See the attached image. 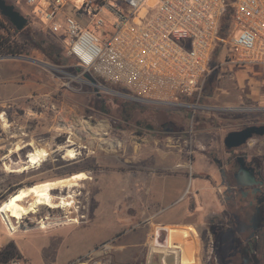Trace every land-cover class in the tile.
I'll return each mask as SVG.
<instances>
[{
  "label": "rangeland",
  "instance_id": "rangeland-1",
  "mask_svg": "<svg viewBox=\"0 0 264 264\" xmlns=\"http://www.w3.org/2000/svg\"><path fill=\"white\" fill-rule=\"evenodd\" d=\"M7 1L22 13L29 12L23 0ZM23 31L18 40L38 33L60 56H49L34 45L29 54L21 55L43 64L0 54V205L36 183L81 172L87 178L80 180L82 188L75 187L72 213L42 207L16 223L13 232L0 214L1 264L13 256L21 257L24 264H81L91 257L112 264H146L149 249L145 244L115 246L132 239L143 241L148 225L142 220L160 212L150 179L180 173L188 176L182 198L189 201L188 214L193 215L189 218L203 230L195 226L183 231L188 227L179 226L181 231L173 233L183 238L173 240L169 248L203 246L211 252L204 254L207 264H244L246 252L251 255L248 264H264L256 247L246 248L250 234L233 232L230 239L224 233L212 235L210 219L224 212L220 177L218 172L210 177L192 168L199 152L209 155L223 150L219 139L228 131L264 122V66H232L222 63V53L217 54L202 89L186 99V105H160L114 94L107 88L118 90L99 78L95 91L57 36L33 21ZM70 137L75 141L74 159L66 156ZM244 147L264 163V137H253ZM35 148L47 149V159L17 171L28 165L29 152ZM143 177L149 178L147 186L140 184ZM195 177L210 180L208 186L215 188L193 186ZM60 192L54 191L57 200ZM69 214L80 222L48 228L38 224ZM234 250L237 255L231 257L228 252Z\"/></svg>",
  "mask_w": 264,
  "mask_h": 264
},
{
  "label": "built area",
  "instance_id": "built-area-1",
  "mask_svg": "<svg viewBox=\"0 0 264 264\" xmlns=\"http://www.w3.org/2000/svg\"><path fill=\"white\" fill-rule=\"evenodd\" d=\"M23 1V14L57 36L78 69L144 102L186 105L220 53L232 66H264V0ZM152 247L176 250L150 244L146 264Z\"/></svg>",
  "mask_w": 264,
  "mask_h": 264
},
{
  "label": "flooded vegetation",
  "instance_id": "flooded-vegetation-1",
  "mask_svg": "<svg viewBox=\"0 0 264 264\" xmlns=\"http://www.w3.org/2000/svg\"><path fill=\"white\" fill-rule=\"evenodd\" d=\"M254 124L261 125L264 122L249 123L234 130ZM227 133L219 139L223 150L209 153L214 165L218 168L220 186L223 188L220 199L223 198L224 210V212L217 213L215 218L210 219L213 222L212 235L217 237L219 234L229 232L250 234L251 241L246 242V248L256 247L258 250L256 252L261 253L264 258V251L262 252L264 247L263 159L259 160L258 154L250 153L245 149L244 146L250 139L240 147L227 148L224 143ZM253 137L262 138L264 135ZM216 220L218 221L215 222ZM203 228H207V225ZM242 257L244 264L251 262V255L247 252Z\"/></svg>",
  "mask_w": 264,
  "mask_h": 264
},
{
  "label": "crops",
  "instance_id": "crops-1",
  "mask_svg": "<svg viewBox=\"0 0 264 264\" xmlns=\"http://www.w3.org/2000/svg\"><path fill=\"white\" fill-rule=\"evenodd\" d=\"M199 153L200 154L198 158L194 159L192 168H195V171L198 173H206L214 177L218 172V168L214 165L212 158L207 153ZM198 161L200 163L196 164V162ZM184 164H187V162H185ZM148 180V177H143L142 181L140 180V184H145V186H147V183L149 182ZM207 180L208 179L206 178L201 179L199 177H195V179H192L191 183L195 187L204 185L208 189H210L211 187L215 188L212 185L208 186V184H210V180ZM188 182V176L186 173H180L177 175L167 174L151 178L150 183L152 189L155 192V201L161 206L160 212L156 215H153L152 217H148L145 220H142V224L146 223L148 225V230L147 233L144 234L143 241L132 239L130 243L116 244L117 246L115 247L120 248L125 246H139L145 244L149 249L150 240L151 243L157 242V244L161 246L168 247L169 243H171L173 240L174 242H181L183 238L181 237V234H175L173 233V231L177 230L178 232H180L181 229H177L179 226L188 227L187 229L183 228V231H190V228L194 229L196 226L195 220L189 218L193 216L192 214H188L189 201L187 198H182ZM197 228H199V225L196 226V229ZM201 230L203 229L199 228L197 231ZM176 246L179 252L181 264L208 263V259H206L204 254H211V252L208 249L204 250L203 246L198 247L184 245L182 249L179 248V244H177ZM183 258H185L187 262H183Z\"/></svg>",
  "mask_w": 264,
  "mask_h": 264
},
{
  "label": "bare ground",
  "instance_id": "bare-ground-1",
  "mask_svg": "<svg viewBox=\"0 0 264 264\" xmlns=\"http://www.w3.org/2000/svg\"><path fill=\"white\" fill-rule=\"evenodd\" d=\"M48 66L50 65L48 64ZM74 143L75 141L70 137L68 139V144L66 145V156H68L69 159H74L76 157V150L71 148ZM49 154L50 152L45 148H35L33 151L29 152L27 161L28 165L19 168L17 171H22L30 166L34 167L40 165L47 159ZM86 178L87 174L81 172L66 179L47 180L33 184L27 188H22L0 205L1 217L13 232L17 231L18 226L15 225L16 223L21 222L22 219L32 213H37L42 207L52 209L62 208L67 211V213H72L71 208L75 202V200L72 199H74L78 192L75 190V187H81L80 180L82 182V180ZM57 189L61 190V196L59 195L60 197L58 200L54 195V191ZM46 219L50 220V217L48 216ZM14 220H16V222H14ZM57 220L58 221L49 223L45 220H41L38 224L41 223L40 228H48L52 225L74 224L80 222L78 217H72L70 214ZM151 250L149 264H178L179 252L177 250H161L157 247H152Z\"/></svg>",
  "mask_w": 264,
  "mask_h": 264
},
{
  "label": "water",
  "instance_id": "water-1",
  "mask_svg": "<svg viewBox=\"0 0 264 264\" xmlns=\"http://www.w3.org/2000/svg\"><path fill=\"white\" fill-rule=\"evenodd\" d=\"M0 14L6 17L10 21V23H12V25L19 31L24 30L28 25V18L21 11H19L14 4L9 3L7 0H0ZM4 58H19L43 64V62L37 59L23 55H8L4 56ZM84 76L86 78V81H89L94 86L95 91H98V79L87 73ZM107 89L112 91L114 94L120 95L122 97L143 101L140 98H137L130 94L119 92L110 88ZM254 135H264V124H254L246 126L239 130L229 131L225 136L224 143L229 149L240 147L246 144L248 140L251 139Z\"/></svg>",
  "mask_w": 264,
  "mask_h": 264
},
{
  "label": "trees",
  "instance_id": "trees-1",
  "mask_svg": "<svg viewBox=\"0 0 264 264\" xmlns=\"http://www.w3.org/2000/svg\"><path fill=\"white\" fill-rule=\"evenodd\" d=\"M229 16H230V12L225 17L224 23L227 22ZM0 29L2 30V34H0V54H11V55L29 54L30 47L34 45L35 47L41 49L44 53H46L49 56H52V57L60 56V53L57 51V49L53 47L51 44H49L47 40H45L38 33H31L26 38H24V40H18L16 36L18 34L23 33L24 31L17 30L12 25V23H10V21L3 15L0 16ZM102 81L105 82L104 80ZM111 86L117 89L118 91L131 94L128 90H126L123 87L114 86V85H111ZM231 236L234 237L233 232L225 233V237H227L228 239H230L229 237ZM231 243L232 242H228L227 247H230V249H233V245H231ZM234 251L235 253L231 254L230 252H228V254L231 257L232 256L235 257L234 255H237L238 250L237 252L236 250Z\"/></svg>",
  "mask_w": 264,
  "mask_h": 264
}]
</instances>
